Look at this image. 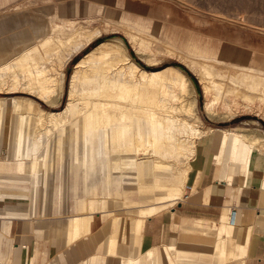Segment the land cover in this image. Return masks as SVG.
<instances>
[{"label":"crops","instance_id":"1","mask_svg":"<svg viewBox=\"0 0 264 264\" xmlns=\"http://www.w3.org/2000/svg\"><path fill=\"white\" fill-rule=\"evenodd\" d=\"M95 18L143 28L194 56L241 66L261 60L228 36L196 33L155 16L141 0H47L0 11V65L31 48L51 21ZM219 144L218 131L204 139L186 180L173 178L177 184L164 183L173 172L141 163L143 182L158 178L184 187L178 199L141 195L129 182L109 186L100 176L91 183L76 181V173L67 179L57 160L46 162L36 185L33 174L16 172L14 158L1 161L0 264H264V153L253 150L246 169L233 171L217 161ZM169 203L150 216L140 213V207Z\"/></svg>","mask_w":264,"mask_h":264},{"label":"bare ground","instance_id":"2","mask_svg":"<svg viewBox=\"0 0 264 264\" xmlns=\"http://www.w3.org/2000/svg\"><path fill=\"white\" fill-rule=\"evenodd\" d=\"M1 1L8 3V0ZM103 21L124 31L140 55L163 48L150 42L147 33L112 20ZM52 22L48 36L10 62L0 65V92L33 94L50 106L47 109L49 107L31 98L0 95V139L11 99V111L19 116L14 152L16 172L33 174L36 185L44 163L42 149L55 132L58 133L54 140L56 145L63 147L67 130L69 134L74 132L76 181L99 177L103 170L107 185L128 180L130 184L138 185L141 195L172 194L184 190L179 185H164L158 178L152 183L143 182L138 174L141 158L144 157L155 171H173L180 180H186L189 160L199 149L198 141L202 142L215 131L220 132L217 161L233 171L236 167L246 169L253 150L264 153V131L261 129L202 127L191 77L176 66L145 70L135 62L120 37H110L97 44L75 64L68 82L67 102L61 109L66 63L111 31L106 32L87 21L88 25L81 23L78 26L74 20ZM164 48L176 52L168 46ZM182 57L198 79L208 115L230 119L238 112L248 111L264 120V58L258 66H241L188 54H182ZM219 65L235 68L231 69L235 72L222 71L223 67ZM116 171L120 175H114ZM172 204L140 207V213L147 217Z\"/></svg>","mask_w":264,"mask_h":264},{"label":"rangeland","instance_id":"3","mask_svg":"<svg viewBox=\"0 0 264 264\" xmlns=\"http://www.w3.org/2000/svg\"><path fill=\"white\" fill-rule=\"evenodd\" d=\"M46 1L47 0H8V3L7 1H4V3L3 1H1L0 3L2 4H0V11L4 9H10V8L11 9L24 8L28 6H33L35 4L38 5ZM141 1H143L145 4L150 3L151 6H153L154 8L155 15L167 17L170 20H172V22L179 24L180 26H182L183 28L189 31H193L196 33L201 32L204 34H208L210 32L211 33L218 32L222 35L230 37L235 42L248 45L251 49L254 50V52H256L260 56L261 59L264 58V0H238V1L237 0H141ZM241 17L242 19H240ZM103 20L104 18H95L93 20L92 19L74 20L76 26H78L81 23L83 25H88L89 23L92 26H99L104 31L108 30L111 32L106 31L107 33H105L103 36L94 40L88 47L84 48L81 52L74 55L72 59H70L66 63L67 65H65V68H64L65 70L63 69L64 70L63 72L65 74L64 75V92H63L64 96L60 104L61 109L65 106L67 102V97H68L67 88L69 84L68 82H69V79H70V76H71V73L73 71L75 64L97 44L105 41L106 39L110 37H120L124 41L127 48L129 49V52L132 58L135 60V62L140 67L144 68L145 70L154 71V70L163 69L168 66H176V67H179L181 70H183L186 74H188L191 77L193 84L195 86L196 95H197L196 110L198 112L199 117L201 118L202 127L214 126V127H227V128L232 127L233 128L236 126H244L248 128L249 127L257 128V129H261L264 131V120L262 119V117L256 114H253V113H248V111L247 112L241 111V113L238 112L239 114L236 113L233 116H230L231 117L230 119L229 117L225 119H221V118L219 119L218 115H216L215 116L216 118H215V117L208 115L205 112L204 97L202 95L200 84L198 82V79L196 78V75L187 67V63L183 59L182 54H188L196 58H202V57L194 56L190 53H185L177 49L176 47L166 43L162 39L158 37H154L150 32H146L143 28L140 29V28L131 27L143 33L149 34L151 37L149 39L150 42L152 41L154 45L156 43L163 47L162 50L154 49L153 51H150L148 53L145 51H141L143 53H147V55L144 54L145 56H143L142 53H141L142 55H140V52L137 53L136 51L137 49L129 41L128 37H126V34L124 31H121V29L119 28L117 30L116 26H111L113 23H108L106 21L104 22ZM242 21H247V22H242ZM57 23H60V22H57ZM52 24L53 22L51 21V24H50L51 26L49 27V29L46 31L45 35L42 38H45L51 33V29L53 26ZM105 24H109V25H105ZM42 38H40L39 40H36L32 46L36 45L38 41L42 40ZM165 46L172 48L176 52L167 51L164 48ZM152 52L153 54H151ZM148 54H150L149 55L150 57L152 55L151 58L153 59L149 58ZM147 58H149V60ZM150 59L153 62H151ZM206 59H209V58H206ZM251 65H254V64H251ZM220 66L223 67L222 71L228 70L227 71L228 73L235 72V71H232V70H235V68L234 69L225 68L226 67L225 65H219L218 67ZM0 95L9 96V97L18 96V97L31 98L39 102L42 106L46 108L49 107L47 109H50V106H48L49 104L38 99L33 94H28L24 92L4 94L0 92ZM11 107H12V100L9 99V108L5 115L4 127H3L4 129H3L1 139H0V162L1 161L7 162L11 160L12 158H14V149L16 145L17 124H18L19 116L14 114L11 111ZM220 111L221 110H219V112ZM252 121H255L258 123H254ZM37 132L41 133V131H37ZM57 134L58 133L56 132L53 133L50 136L44 148L42 149V152H44L43 167H45L46 162H49V161L55 162V160H57L60 163V166H61L60 168L62 169L63 174L67 177V179H69L72 177V175L76 171L75 165H74V146H73L74 145L73 143L74 132L69 134V131L67 130L64 133L63 137H64L65 144L63 147L57 146L54 141L57 137ZM201 143H203V141L202 142L198 141V145ZM146 161L147 160H145L144 157L141 158L139 162V166L141 165V163H144ZM190 161L191 159L189 160V163ZM42 171H43V168L41 169L40 172ZM114 175H120V172L116 171ZM99 176L101 180H102V177L106 179V174L103 170L99 172ZM174 177L179 179L177 175L174 173L172 176H169L168 179H164V183L177 184L178 181L174 180L173 179ZM92 179L94 180V178L90 176L89 183L92 182ZM126 182H128V180H122V181H119L118 183L123 185ZM157 194H161V195L166 194V196L172 195L173 198L178 199L182 196L183 192H177V193H172V194H169L167 192H157Z\"/></svg>","mask_w":264,"mask_h":264},{"label":"built area","instance_id":"4","mask_svg":"<svg viewBox=\"0 0 264 264\" xmlns=\"http://www.w3.org/2000/svg\"><path fill=\"white\" fill-rule=\"evenodd\" d=\"M230 217H231V223H233L234 222V218H235V210L234 209H231Z\"/></svg>","mask_w":264,"mask_h":264}]
</instances>
